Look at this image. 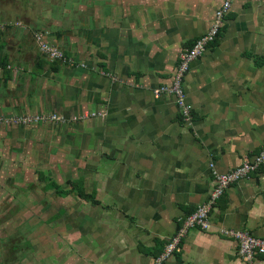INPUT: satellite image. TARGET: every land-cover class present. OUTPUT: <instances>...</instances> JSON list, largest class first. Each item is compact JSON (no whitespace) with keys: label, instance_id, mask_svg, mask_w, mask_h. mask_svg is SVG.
I'll return each mask as SVG.
<instances>
[{"label":"crops","instance_id":"0c3cea01","mask_svg":"<svg viewBox=\"0 0 264 264\" xmlns=\"http://www.w3.org/2000/svg\"><path fill=\"white\" fill-rule=\"evenodd\" d=\"M224 1L106 0L89 14L87 33H78L79 49L93 54L92 69H72L71 95L63 91L59 100L101 113L89 122L87 149L103 166L89 193L98 204L90 202L88 249L79 264H151L180 220L207 200L213 173L237 167L264 145V29L255 30L264 11L256 15L243 6L247 0H228L218 44L184 77L189 121L172 96L152 94L171 81L179 53L208 30ZM26 8L0 0L4 117L46 112V74L60 73L57 62L32 55ZM209 216L208 230L191 229L164 264H264V256L241 260L223 234L241 229L264 239V165L231 185Z\"/></svg>","mask_w":264,"mask_h":264},{"label":"rangeland","instance_id":"374dc122","mask_svg":"<svg viewBox=\"0 0 264 264\" xmlns=\"http://www.w3.org/2000/svg\"><path fill=\"white\" fill-rule=\"evenodd\" d=\"M21 1L33 23L32 55L38 61L47 59L37 46L40 34L66 60L54 62L59 74H46V112H37L54 114L57 120L0 125V264H79L88 249L92 206L76 194H63L74 188L73 183L90 193L96 187L94 176L103 173L87 149L89 122L101 113L63 104L59 97L63 91L71 95L72 69H92L93 54L79 49L78 33H87L89 14L101 10L106 0ZM243 6H253L256 15L264 11L263 1L247 0ZM255 25L258 32L264 29L262 23Z\"/></svg>","mask_w":264,"mask_h":264},{"label":"built area","instance_id":"2783aa9c","mask_svg":"<svg viewBox=\"0 0 264 264\" xmlns=\"http://www.w3.org/2000/svg\"><path fill=\"white\" fill-rule=\"evenodd\" d=\"M230 1L226 0L215 11L211 25L208 30L194 40L189 48H184L179 53L176 69L167 84L159 85L152 89L155 97L161 95H170L174 98L178 112L184 121L191 118V109L185 102V93L183 88L184 77L186 76L191 63L200 57L210 45L216 40L221 31L225 17L230 10ZM38 48L50 62L65 61L64 54L55 46H51L42 35L36 37ZM54 114H34L21 115L18 117L0 116V125L3 123H17L21 125L36 124L48 120H57ZM264 165V145L251 157L244 159L237 167L223 173L214 172L213 188L207 200L199 205L196 210L180 220L175 234L169 239L162 252L152 261L151 264H164L175 252L180 249L186 235L191 229L208 230L210 226V211L216 204L217 200L233 184L242 179L257 173L260 167ZM226 237L233 239L237 245V254L244 261L251 263L260 256H264V239L256 237L246 230L226 229L223 231Z\"/></svg>","mask_w":264,"mask_h":264},{"label":"trees","instance_id":"16d2710c","mask_svg":"<svg viewBox=\"0 0 264 264\" xmlns=\"http://www.w3.org/2000/svg\"><path fill=\"white\" fill-rule=\"evenodd\" d=\"M225 26H226V25L223 26V28H222L221 31L219 32V34H218L216 40L211 44V47H212V46H215V45L218 44V39H219V37L221 36L223 29H225ZM73 186H74V188H75V189L73 188L74 190H73V189H70V190L67 191V193H65V194H63V195L76 194L80 199H82V200H84V201H86V202H91L93 205L98 204V201L95 200L93 194L86 193L85 190H84L82 187H79V186L77 185V183H73ZM48 187H49V186H48ZM51 187H52V186H51ZM54 188H56V186H54ZM48 189H49V188H47V190H48ZM260 257H263V256H260Z\"/></svg>","mask_w":264,"mask_h":264}]
</instances>
